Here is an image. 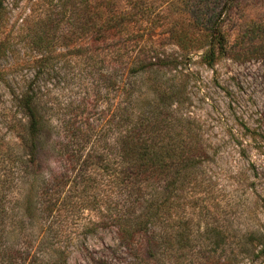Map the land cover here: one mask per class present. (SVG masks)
Returning <instances> with one entry per match:
<instances>
[{"label":"trees","instance_id":"trees-1","mask_svg":"<svg viewBox=\"0 0 264 264\" xmlns=\"http://www.w3.org/2000/svg\"><path fill=\"white\" fill-rule=\"evenodd\" d=\"M5 1L0 0V28ZM191 1L196 9L187 15L191 27H201L199 36L165 22L172 11L155 9L154 0H57L72 14L64 36L81 39L69 53L101 52L112 59L111 71L100 81L110 112L104 127L86 117L51 126L32 95H19L26 121L18 146L24 155L5 151L0 156V264H68V245L85 252L86 237L97 231L112 237L106 254L87 256L91 264H236V255H247L244 247L253 242L256 250L248 258L264 259V235L257 238L247 230L228 236L206 222L199 231V218L194 223L186 216L174 219L176 208L211 195L201 169L206 147L200 126L178 114L180 92L162 85L157 70L166 62L150 47L134 56L128 49L159 27L181 55L202 49L201 61L210 66L226 45L220 20L235 0ZM42 40L39 34L33 44L39 47ZM203 207L198 206L200 217ZM261 207L264 212V198ZM84 212L93 217L85 219ZM63 219L74 234L60 238L56 229Z\"/></svg>","mask_w":264,"mask_h":264},{"label":"rangeland","instance_id":"rangeland-1","mask_svg":"<svg viewBox=\"0 0 264 264\" xmlns=\"http://www.w3.org/2000/svg\"><path fill=\"white\" fill-rule=\"evenodd\" d=\"M154 1L155 9L172 11L165 22L190 30L192 36L201 34V27H191L187 15L196 9L191 0ZM69 8L59 6L57 0L5 1L0 28V39L5 41V53L0 55V156L5 151L24 155L18 146V134L26 121L18 109L23 92L32 95L42 118L51 126L68 117L76 122L86 117L91 125L104 127L102 121L110 109L100 81L111 71L112 59L101 52L86 56L69 53L72 44L81 40H77L78 34L64 36L72 21ZM231 8L228 17L220 20L226 45L210 66L201 61L202 49L181 55L166 33L158 32L159 27L137 37L136 45V41H129L134 47L128 50L132 56L149 47L158 52L160 60L166 62L157 70L162 85L180 92L178 114L200 126L198 134L206 147L201 169L208 180L205 190L211 195H201L200 201L176 208L174 219L186 216L194 223L199 218V231L206 222L221 234L249 230L258 238L264 235V0H235ZM39 34L43 40L38 47L33 38ZM248 131L254 132V138ZM200 204L204 217L197 215ZM83 216L93 217L90 212ZM65 222L69 221L63 219L56 229L60 238L74 234ZM111 237L108 231L88 235L85 252L68 245L67 263L91 264L87 256L106 254L105 245ZM243 239L242 235L239 246ZM253 243L244 247L247 255H236L240 257L236 264H264L261 256L248 258L251 249L256 250Z\"/></svg>","mask_w":264,"mask_h":264}]
</instances>
